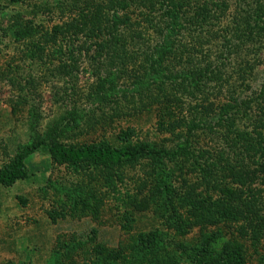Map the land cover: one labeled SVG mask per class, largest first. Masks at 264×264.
Here are the masks:
<instances>
[{"label":"trees","instance_id":"16d2710c","mask_svg":"<svg viewBox=\"0 0 264 264\" xmlns=\"http://www.w3.org/2000/svg\"><path fill=\"white\" fill-rule=\"evenodd\" d=\"M80 1L82 5L78 6L76 16L62 25H54L49 31L43 30L40 37L45 43L73 40L79 34L93 40L91 57L100 60L97 64L101 67L93 69L94 81L87 98L97 108L107 110L101 111L102 120L110 122L116 116L133 115L141 111L144 103H150L158 108L156 127L173 132L183 123L193 128L202 125L197 120L217 108L214 123L223 122L226 132H233L242 141L244 149L250 152L253 167L250 165L245 175L237 177L235 175L241 173H235L232 167V181L241 188L218 186L219 196L212 201L200 195L197 183L188 181L186 169L184 172L181 168L188 156V137L170 149L147 140L129 141L132 129L126 127L117 133L118 145L104 140L66 145L56 138L70 129V123L78 126L81 113L71 109L66 120L60 119L39 135L34 129L38 116L32 111L33 121L28 124L30 137L0 167V185L8 186L29 177L25 160L35 152L47 153L53 161L65 163L74 171L84 170L88 181L102 180L112 187L116 179H122L124 168L146 158L149 171L145 172L144 181H139V187L146 186L150 202L155 204L167 227L182 235L193 226L222 220L240 221L239 233L257 239L264 230V189L254 186L259 177L264 184V96L260 90L255 97L235 98L232 94L236 87L234 81L233 86L230 81L233 76L239 84L243 81V69L236 67L237 52L246 45L252 48L258 43L264 45V0ZM131 15L137 19H132ZM141 22L146 24L145 30L149 29L154 35L153 43L147 42L149 37L142 36ZM15 28L13 34L19 39L32 38L37 32L29 24L19 23ZM97 38L100 39L95 42ZM129 43L134 44V49L127 48ZM140 43L148 44H143L146 45L143 49ZM30 44L33 51L44 54L43 46L36 42ZM33 51L30 50V54ZM51 52L61 55V46ZM123 80H128V84L119 87ZM211 81H216L217 87L225 84L228 89L227 98L216 105L206 97L205 89ZM257 98L262 103L254 115L248 116L250 129L236 128L234 110L248 109ZM94 118L92 110L84 121L93 126ZM178 156L183 159L173 162L180 176V182L175 185V169L165 167L164 160ZM201 170L204 182L210 181L215 187L216 180L209 165ZM61 187L73 203V209L95 211L98 201L93 188L83 189L76 184L72 188ZM147 203H139L138 208H145ZM179 208L188 213L186 217L178 212ZM157 233L154 230L138 234L130 244L128 255L119 248L115 253H107V258L114 262L120 258L124 264H243L239 247L218 238L217 232L204 234L192 245L173 243L172 252H167L162 244L157 245L161 241Z\"/></svg>","mask_w":264,"mask_h":264},{"label":"rangeland","instance_id":"374dc122","mask_svg":"<svg viewBox=\"0 0 264 264\" xmlns=\"http://www.w3.org/2000/svg\"><path fill=\"white\" fill-rule=\"evenodd\" d=\"M81 5L80 0H0V167L19 145L28 141L32 111L37 113L34 129L40 135L60 119L66 120L68 112L76 109L82 120L78 126L70 123V129L58 136L57 141L68 145L104 140L114 146L120 144L117 133L126 127L132 129L129 141L147 140L170 149L188 137V156L181 168L184 172L186 169L188 181L197 183V191L202 197L216 200L218 186L241 188L232 181V167L235 173H241L236 177L245 175L249 166L253 167L250 152L233 132H226L223 122L214 123L217 108L197 120L202 125L193 128L183 123L173 132L156 127L158 108L150 103H144L141 111L133 115L116 116L110 122L100 118L101 111L107 110L97 108L87 98L94 81L93 69L100 63L91 57L93 40L79 34L73 40L61 42L57 39L54 43H45L40 37L43 30L49 31L54 25H62L76 16ZM131 17L137 19L134 15ZM19 23L29 24L37 32L32 38H16L13 33ZM145 25L140 23L142 36L149 37L147 42L153 43L154 35L148 32L149 29L145 30ZM31 42L43 46L44 54L33 51ZM148 43L139 46L144 49L146 45L143 44ZM258 44L253 48L243 46L237 52L236 67L243 69V81L239 84L234 76L231 78L230 83L234 81L236 87L232 94L235 98L255 97L260 90L264 96V45ZM57 46H61V55L51 52ZM127 48L134 49V44L129 43ZM30 50L34 53L30 54ZM126 82H119V87ZM217 85L216 81H211L205 89L206 97L215 105L228 94L225 84ZM261 103L262 100L257 98L248 109L234 110L237 115L235 127L249 130L248 116L254 115ZM92 110L96 118L95 124L90 126L84 120ZM180 159L183 157L164 160L165 167L175 169V185L180 182V176L173 162H182ZM148 163L144 158L124 168L122 179H116L112 187L102 180L88 181L84 170L74 171L65 163L53 161L47 153L29 155L25 160L29 177L8 186L0 185V264H124L120 258L115 262L109 260L106 254L122 248L123 254L128 255L130 244L138 234L154 230L161 239L157 245L162 244L167 252L174 250L173 243L192 245L204 234L217 232L218 238L239 247L243 264H264V230L257 239H252L239 233L240 221L222 220L216 224L193 226L182 235L167 227L155 204L150 202L146 186L139 187V181H144V174L149 171ZM208 165L216 180L215 187L201 178L204 174L201 169ZM238 165L242 167L240 170ZM260 178L254 186L264 189ZM75 184L83 189H94L98 201L94 212L72 208L73 203L61 186L72 188ZM67 192L72 193L71 190ZM147 201L145 208H138L139 203ZM178 212L185 217L188 214L180 208Z\"/></svg>","mask_w":264,"mask_h":264}]
</instances>
